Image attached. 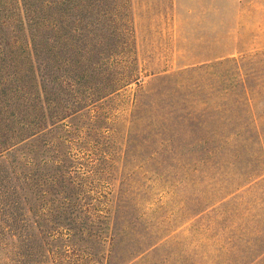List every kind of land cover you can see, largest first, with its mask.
Wrapping results in <instances>:
<instances>
[{
	"label": "trees",
	"instance_id": "16d2710c",
	"mask_svg": "<svg viewBox=\"0 0 264 264\" xmlns=\"http://www.w3.org/2000/svg\"><path fill=\"white\" fill-rule=\"evenodd\" d=\"M133 5L0 0V264H146L158 251L161 240L145 244L128 231L136 180L117 165L125 150L115 148L111 123L110 104L143 76ZM133 104V122L142 111L152 120L158 113L153 98ZM250 112L223 123L207 107L198 122L226 128L200 142L220 161L194 170L207 175L196 181L206 194L197 220L207 217L214 229L228 219L219 234L224 264H264V123ZM94 229L106 249L95 246Z\"/></svg>",
	"mask_w": 264,
	"mask_h": 264
},
{
	"label": "rangeland",
	"instance_id": "374dc122",
	"mask_svg": "<svg viewBox=\"0 0 264 264\" xmlns=\"http://www.w3.org/2000/svg\"><path fill=\"white\" fill-rule=\"evenodd\" d=\"M133 2L143 76L140 86H128L110 104L115 148L125 150L117 165L133 171L136 180L133 227L128 231L146 237L145 244L161 240L146 264H224L219 234L228 219H217L214 229L207 217L197 220L198 199L206 194L196 181L201 185L207 175L196 177L194 170L220 161V153L212 160L207 157L214 146L200 142L215 131L221 136L226 128L213 120L204 127L198 122L208 107L223 123L233 124L250 111L264 123V0ZM156 72L164 76L148 75ZM136 98L154 99L158 113L153 120L143 111L137 121L130 119ZM94 230L101 238L97 244L78 242L77 249L108 247L102 230ZM70 254L75 261L83 257L80 251Z\"/></svg>",
	"mask_w": 264,
	"mask_h": 264
}]
</instances>
